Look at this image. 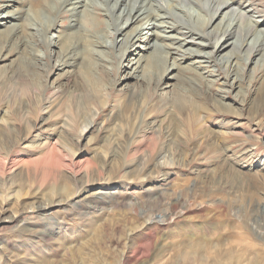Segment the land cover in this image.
Listing matches in <instances>:
<instances>
[{
    "label": "rangeland",
    "instance_id": "1",
    "mask_svg": "<svg viewBox=\"0 0 264 264\" xmlns=\"http://www.w3.org/2000/svg\"><path fill=\"white\" fill-rule=\"evenodd\" d=\"M154 1L155 5H172L168 0ZM91 2L96 5L82 20L80 36L72 35L74 40H81L78 49L85 47L84 62L76 68H57L59 48L48 43L71 34L74 17L65 10V0H47L42 9L35 10L41 25L31 19L29 23L34 26L27 23L23 27L24 21L8 19L5 26H0V37L21 29L13 42L16 46L9 53V46L0 51V121L20 128L26 136L20 144L24 152L41 139H57L58 127L67 122L66 116H72L76 124L69 119L65 126L70 129L65 136L68 139L62 141L67 149L62 151L63 156L53 151L55 155L52 152L54 157L47 156L48 161L54 167L62 157L71 169L88 168L87 174L83 170L76 179L64 171L66 178L56 185L45 174L41 186L35 183L30 190L26 186L20 196L2 205L18 211L38 237H28L29 242L26 237L19 239L0 221V264H264V102L258 103L264 93V66L241 56L240 80L234 86L221 65H210L212 76L204 78L206 64L192 57L173 71L177 81L168 77L159 80L164 65L158 49L150 61L153 73L141 86L126 78L137 52L131 50L121 63L116 57L119 44L126 40L133 25L128 24L122 36L114 35L112 39L114 27L121 22L112 15L106 0ZM253 5L264 11V0L253 1ZM180 7L190 9L185 4ZM12 9L26 17L27 6L16 4ZM194 9L191 24L192 20L200 23L199 15L204 14ZM6 12L0 11V18ZM178 22L188 23L184 19ZM53 23L56 30L48 31L46 27ZM13 26L16 28L12 30ZM106 33H112L108 41L116 40L118 45L104 48L102 57L91 53L88 42L82 41L86 35L102 42L107 39ZM153 33L144 28L141 37L150 40ZM19 38L24 42L22 47L17 46ZM220 57L215 56L217 61ZM130 59L133 62L129 64ZM173 89L190 102L206 107V112L199 113L197 124H191L188 112L181 117L175 115L169 101ZM46 101L51 103L49 111L45 109ZM85 102L89 106L97 102L99 114L78 142L81 126L91 119ZM104 102L117 107L122 104L120 118L115 120L110 106L102 109ZM142 119L156 126L159 134L152 136L148 144L162 148L163 155L136 166L137 160L121 151L126 145L124 133ZM25 121L32 125L29 133ZM103 140L111 144L102 147ZM30 153H34L33 159L39 156L38 150ZM101 154L106 156L105 161ZM225 154L236 158L240 167L229 170L224 166ZM156 163L167 168L139 174L143 165L152 168ZM92 166L99 169V176L91 173ZM104 180L114 183L111 192L117 194L105 203L97 202V207L60 206L46 223L36 220L31 210L38 194L66 195L86 181ZM106 189L95 185L89 193L104 194Z\"/></svg>",
    "mask_w": 264,
    "mask_h": 264
},
{
    "label": "bare ground",
    "instance_id": "2",
    "mask_svg": "<svg viewBox=\"0 0 264 264\" xmlns=\"http://www.w3.org/2000/svg\"><path fill=\"white\" fill-rule=\"evenodd\" d=\"M106 1L112 15L116 17L117 21L119 20L121 22L114 27L113 35L111 36L112 39L114 35L122 36L128 24L133 25L126 40H122L121 44H119L116 57H118L117 62L121 63L131 50L137 52L135 54L137 59L134 62L132 61L133 63L131 59L128 61V63H132V65L127 71L126 78L135 80L140 83L141 86L149 81V75L153 73V69L150 68V61L157 53L158 49L161 51L159 59L164 65L158 76L159 80L168 77L169 79L177 81V76H175L173 71L177 72L180 69L179 66L186 60L190 61L192 57L195 60H199V63L206 64V66L203 67L204 75L202 76H204V78L212 76V71L209 70L210 65H212V67L217 66V68L221 65L222 71H226L227 80L230 79L234 86H236L237 81L240 80L238 74L240 71L239 61L241 60V56H243L245 61L254 60L252 61L254 65L257 64L258 66L260 65V67L264 66V37H261V34L264 33V14H262L264 11H260L254 7L253 1L256 0H168L167 2H172L171 7L169 6L170 3H166L165 5L158 3L155 5L154 0ZM46 2L47 0H0V11H7L6 15L0 18V26H5V23H8V19L24 21L23 27H26L27 23L28 25L32 24L29 23L31 19L38 25H41L34 13L35 10L42 9ZM16 4H22L28 7L26 17L20 15L19 11L16 13L12 11V8ZM76 4L79 6H76ZM181 4L189 6L190 9L187 11L183 10L180 7ZM93 5L95 6L96 2H91V0H65V10L71 11L74 17L73 24L71 25V34H68L63 39L58 38L57 40L48 42L50 46L59 48L58 52L60 53V59L57 68H76L84 62L82 54L85 47L78 49V45H81V40L79 37L74 40L72 35L78 33V36H80L81 22L83 19H86ZM194 8L199 9L204 14L199 15L200 23L192 20L191 24L190 20L193 19L192 14L195 10ZM183 19L187 20L188 23L186 25L179 24L178 21ZM54 23L47 26L46 29L54 32L57 28ZM13 28H16V26H13L12 30ZM144 28L153 30V38L145 40L141 37ZM20 30L14 29L10 35L8 34L4 37H0V51L9 46L10 50L7 51V53H9L11 47L16 46L13 42L18 39ZM38 30V28L34 29L36 32ZM110 34L112 33H106L104 37L107 39L102 42H98L96 39H89L86 35H84V40L82 41L88 42L90 45L88 48H90L89 51L91 53L102 57L104 50H106L104 48L113 47L114 43L118 45L116 40L115 42L108 41ZM7 36L9 37L8 39ZM232 39H234L233 42H231ZM67 41L69 44H67ZM23 44L24 42L22 43V40L19 38L17 46L22 47ZM191 46L196 47L200 51L188 49V47ZM229 47H232L231 52L228 50ZM216 54H221L220 61L216 60ZM169 61H171V63ZM167 62H169L168 65L166 64ZM118 71H120V68ZM228 84L230 86V83ZM21 87L19 93L21 92ZM142 92H144V90ZM169 101L174 110L173 112H175V115L177 114L178 117H181L186 112L191 114V124H197V120L200 121L199 113L207 111L206 107L190 102V100H187L184 96L176 93L174 89L169 92ZM263 102L264 93L260 96L258 103L262 104ZM85 103L86 106L89 107L86 110H89L91 113V119L81 126L78 142L81 140L86 130L93 126L91 125L92 120L99 114L97 102H94L92 106H89V102ZM121 105L117 107L113 104L110 105L109 102L101 103L102 109L110 106V113L115 116V120L121 116ZM45 106V109L50 110L51 103L46 101ZM76 117L78 116L76 115ZM66 118L67 122L70 119L73 124H76L75 120L71 119L72 116H66ZM83 118L85 119V117ZM63 122V126L58 127L59 135L57 139L51 141L41 139L37 141L34 146L23 152L20 148V144L24 142L26 136H22L20 128H15L12 122L4 124L2 120L0 121V221L6 224V228L8 226V228L12 229V233L15 231V235H17L19 239L26 237L25 240L27 242L30 241L27 239L28 237L37 238L38 233L31 228L30 223L20 218L21 214L18 211H10L2 207V205H8L10 200L20 196L21 191L26 188V186H28L29 190L35 183L41 186L44 183L42 178L45 174L50 177L52 185H56L66 178L64 171H69L73 179H76L83 170L85 171L84 174L88 173V168L85 170L82 165V168L74 166L73 169H71V167L65 165L62 157L58 158L61 160H59L58 164L54 167L48 161L49 157L47 156L54 157L50 155L53 151L59 152V154L63 156L62 151L67 149L66 143L62 141H67L68 138L65 136L70 129L65 127L68 123L65 121ZM25 126L29 133L32 129V125L28 121H25ZM10 132L15 136L11 137V135L8 134ZM117 132L118 135H120L122 131L117 130ZM155 134L159 133L153 122L147 119L140 120L132 126L129 133H124V142L126 145L124 146V151L121 152L126 154L127 157H132L133 160H137L136 166H139L141 161L145 162L146 159L154 160L160 157L163 155L162 148H157L156 146L148 144V142L151 141V137ZM118 135H116V137ZM154 138L155 137H153V139ZM102 142V147L105 148L107 146L106 144H111V142H105V140ZM33 150H38L39 152V156L34 157V159L31 156L34 153H30ZM53 155H55L54 152ZM100 156L102 160L105 161L106 156L103 154ZM97 158H99V156H96L95 159ZM223 161L224 166H227L229 170H236V167H240L236 158L231 155L225 154ZM49 164L50 166H48ZM143 166V168L138 169L139 174L144 173L146 170L158 172L159 169L166 167L162 163L153 164L152 168H148V166L145 165ZM124 169L126 170L128 168L125 167ZM90 170L92 174L99 176L100 171L97 167L92 166ZM14 177H18L19 180H12ZM95 182L86 181L85 183H81L72 193L66 195L60 192L50 193L47 196H44V194L36 195L31 207L32 212L36 213V220H44V223L48 222L50 218H54L52 217L53 210L60 206H65V208L69 207L70 209H79L81 205L92 204L94 207H97V202L103 203L117 194V192H111L114 189V183L109 184V181L105 180L100 183ZM95 185L107 188V192L102 194L100 191L101 193L97 192L96 194H90L89 190ZM126 258L129 260L128 255H126Z\"/></svg>",
    "mask_w": 264,
    "mask_h": 264
}]
</instances>
